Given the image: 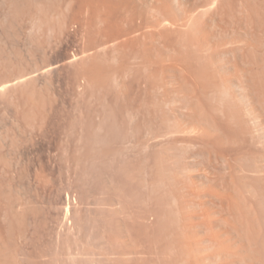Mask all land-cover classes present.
Returning a JSON list of instances; mask_svg holds the SVG:
<instances>
[{"label": "rangeland", "instance_id": "obj_1", "mask_svg": "<svg viewBox=\"0 0 264 264\" xmlns=\"http://www.w3.org/2000/svg\"><path fill=\"white\" fill-rule=\"evenodd\" d=\"M147 1L0 0V264H264V0Z\"/></svg>", "mask_w": 264, "mask_h": 264}, {"label": "bare ground", "instance_id": "obj_2", "mask_svg": "<svg viewBox=\"0 0 264 264\" xmlns=\"http://www.w3.org/2000/svg\"><path fill=\"white\" fill-rule=\"evenodd\" d=\"M103 1H105V0H103ZM107 1H108V0H107ZM109 1H110V0H109ZM134 1H135V0H134ZM144 1H145V0H144ZM148 1H149V0H148ZM148 1H147V2H148ZM153 1H154V0H153ZM158 1H159V0H158ZM173 1H175V0H173ZM188 1H189V0H188ZM188 1H187V2H188ZM100 2H101V1H100ZM111 2H112V1H111ZM121 2H122V1H121ZM149 2H150V1H149ZM154 2H155V1H154ZM154 2H153V3H154ZM161 2H162V1H161ZM164 2H165V1H164ZM167 2H168V1H167ZM107 3H108V2H107ZM118 3H119V2H118ZM133 3H134V2H133ZM139 3H140V2H139ZM143 3H144V2H143ZM145 3H146V2H145ZM145 3H144V6H145ZM155 3H156V2H155ZM119 4H120V3H119ZM158 4H159V2H158ZM170 4H171V3H170ZM173 4H174V3H173ZM214 4H215V3H214ZM138 5H139V4H138ZM141 5H143V4H141ZM154 5H155V4H154ZM161 5L164 6L163 3H162ZM181 5H182V4H181ZM204 5H205V4H204ZM118 6H119V5H118ZM133 6H134V5H133ZM159 6H160V5H159ZM167 6H168V5H166V6H164V7H167ZM196 6H197V8H198L199 5H196ZM201 6H202V5H201ZM156 7H157V6H156ZM160 7H161V6H160ZM168 8H169V7H168ZM197 8L195 7V9H197ZM203 8H204V7H203ZM204 9L207 11L209 8H204ZM185 10H186V9H185ZM205 10L202 11V7H201V10H200V7H199V11H201V12H205ZM181 11H182V9H181ZM188 11H189V9H188ZM190 11H191V10H190ZM193 11H194V8H193ZM193 11H192V12H193ZM184 12H185V11H184ZM194 12H195V11H194ZM181 13H182V12H181ZM188 13H189V12H188ZM184 14H185V13H184ZM189 14H190V13H189ZM191 15H192V14H191ZM191 15H189V16H191ZM171 16H172V15H171ZM189 16H188V17H189ZM179 17H180V16H179ZM185 17H187V16H185ZM188 17H187V18H188ZM191 17H192V19L190 18L191 20L196 19V16H195L194 14H193V16H191ZM187 18H186V19H187ZM179 19H180V18H179ZM184 19H185V18H184ZM174 22H175V21H174ZM185 23H187V22H185ZM190 24H191V23H190ZM184 25H185V24H184Z\"/></svg>", "mask_w": 264, "mask_h": 264}]
</instances>
